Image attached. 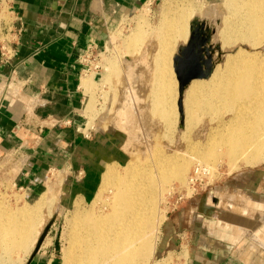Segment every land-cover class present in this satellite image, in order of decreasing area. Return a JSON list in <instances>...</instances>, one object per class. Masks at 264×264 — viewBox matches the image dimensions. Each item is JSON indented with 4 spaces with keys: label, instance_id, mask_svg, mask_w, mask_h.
<instances>
[{
    "label": "rangeland",
    "instance_id": "1",
    "mask_svg": "<svg viewBox=\"0 0 264 264\" xmlns=\"http://www.w3.org/2000/svg\"><path fill=\"white\" fill-rule=\"evenodd\" d=\"M236 1L219 0L215 3L210 0L152 1L135 15L119 19L108 32V38L103 48H99L94 41L89 45L94 47L91 57L92 61H95L93 65L99 66V69L92 70L90 74L85 71L83 75L82 87L85 92V101L80 114L81 120L84 121V124L79 128L81 135L87 138L88 142L111 143L107 152H110L114 145L120 149L119 156L117 155L118 159L110 163L117 165L118 171H123V167L129 162L135 163L139 160L135 164V174L149 172L154 175L157 193L163 186L166 187V191L163 192V201L159 204L163 222L153 249L149 252L147 258L149 264H189L192 241L205 235L238 241L239 247H255V250H263L261 244H254V239L264 234V228L262 230L256 228L255 223L259 221V218H256L253 211H251L250 219L253 223H249L251 225L246 224L247 228L240 230L236 227L245 226L239 221L243 216V207L239 204L243 203L245 194L254 195L253 193L256 191L261 192L257 201L264 203V156L249 157L245 155L243 157L242 153L249 146L232 155L227 147L218 145L214 148L217 156L209 163V169L203 167L206 168L205 172L207 173L194 178V170L200 166V162H210L201 152H209L213 149L211 144H219L222 142L221 140H224L223 135L227 132L228 125L233 119L240 116V104L235 103L234 108L229 109L222 102L215 101L218 104L215 109H195L194 114L191 113V124L188 127L186 124L188 112L184 103L187 92L183 98L181 114L179 82L174 70V60L178 55L179 48L188 43L191 36V24L196 19L206 21L210 27L217 30L216 35L213 36V42L221 45V49L225 53L223 61L217 64L222 68L227 55L238 52V49L252 52L248 50V48L250 49L249 44L242 41L232 49L224 48V44L219 38L221 32L228 26L238 27L236 30L239 31L247 30L242 24V15L234 11ZM240 1L250 2L249 0ZM184 3L185 6L192 5L190 8L193 7L188 22L189 38L186 42L179 39L173 48L171 69L175 78L174 88L177 93V104L173 116L169 115V118H166L165 113L157 111L152 103L154 87L152 80L158 73L157 69L163 67L155 63L157 55L161 52V36L163 34V30L159 29V26L167 14L177 13L178 9L184 8L185 6L182 7ZM175 8L178 10L177 12L173 10ZM7 19L9 22L10 19ZM141 35L142 37L139 39ZM216 53L218 54V52ZM126 93H129L130 97ZM172 99L173 96L169 97L168 101ZM169 106L166 109L173 110L172 105ZM132 107L135 109L134 111ZM128 114L131 119L129 116V118L127 117ZM124 118L130 119L127 120L128 126L125 127L121 125L123 121H126ZM182 121L183 127L180 128ZM119 128L121 131H118ZM126 129L127 131H125ZM122 131L129 133L130 139ZM134 150H138L137 153ZM131 151H134L135 154ZM175 154L180 156L172 164L173 168L168 167L166 172L167 177L171 180L168 183H160L164 180L158 174L159 169L165 167L168 164L167 159ZM146 156L149 158L141 161ZM16 161H8L5 165L0 164V211L8 212L9 215L17 213L19 209H23L27 205L25 196L19 192L14 181L15 174L22 169L25 162L18 161V159ZM186 162L189 166L183 174L182 180L176 175H178L180 165ZM93 167L92 159L86 154L85 162L79 160V162H72L65 167L61 166L50 170L44 180L43 194L49 191L47 197L50 200H54V197L55 200H60L52 202L48 198L49 203L46 200L47 203L43 206L45 208H42L40 213L38 221L40 224L37 228L35 227V234L31 235L30 239L33 240L34 237L37 239L38 236L39 240L37 231H41L39 233L41 236L48 222L56 216L43 247L55 245L59 264H62V257L65 264H76L78 261L79 242L76 234L79 218L83 212L91 211L94 208L96 202L92 199L101 186V175L105 170L104 168L100 172L99 169L95 173ZM94 175L98 176V179L92 186V194L88 196L89 177ZM192 178L195 179L193 182H191ZM113 189L114 187H111L109 191ZM146 191L148 190L146 189ZM153 194L149 192L145 196V202L149 206L154 200ZM85 201L87 203H84ZM101 203L98 202L95 208L102 207ZM35 204L29 205L25 210ZM242 230L243 233H241ZM5 245L0 236V255H3L4 262L15 256H25L32 250L34 251L36 247L35 245L31 248L30 245L29 250H14L3 254L2 250Z\"/></svg>",
    "mask_w": 264,
    "mask_h": 264
},
{
    "label": "crops",
    "instance_id": "2",
    "mask_svg": "<svg viewBox=\"0 0 264 264\" xmlns=\"http://www.w3.org/2000/svg\"><path fill=\"white\" fill-rule=\"evenodd\" d=\"M152 1L157 0H0V164L25 162L14 181L27 205L17 213L40 199L50 170L85 162L88 154L97 173L118 159L121 150L115 145L107 152L111 143L88 142L79 131L85 101L80 59L92 41L103 48L119 19L135 15ZM3 47L10 53L7 59L1 56ZM97 179L89 177L88 196ZM253 194H245L239 204V221L245 226L238 230L253 223L251 211L262 223L257 219L256 228H264V203L257 201L262 193ZM30 219L34 228L38 226L36 215ZM254 240L262 251L200 236L190 245L189 264H264V234ZM37 242L33 239L31 248ZM32 253L6 262L0 255V264H59L55 245L42 246L33 258Z\"/></svg>",
    "mask_w": 264,
    "mask_h": 264
},
{
    "label": "bare ground",
    "instance_id": "3",
    "mask_svg": "<svg viewBox=\"0 0 264 264\" xmlns=\"http://www.w3.org/2000/svg\"><path fill=\"white\" fill-rule=\"evenodd\" d=\"M249 1V3H245L237 0V4L234 6V11L242 15V24L247 30L239 31L236 30L238 27L228 26L221 32L219 38L223 42L224 48L232 49L242 41L249 44L250 49L248 48V50L252 52L238 49V52L227 55L223 68L217 65L213 75L208 80H194L185 91L187 95L184 103L188 112V119L186 120L188 127L191 124V113L194 114L195 109H215L218 105L215 101L222 102L229 109H233L235 103L240 104V116L230 122L227 132L223 135L224 140H221L222 142L219 144H211L213 149L209 152H201L210 161L208 163L200 162L202 167H210L209 163L217 156L214 148L218 145L227 147L232 155L249 146L242 153L243 157L245 155L249 157L264 156V0ZM184 6L185 3L182 7ZM190 7L177 8L179 11L176 8L173 9L178 12L167 14L160 24L161 26H159V29L163 30V34L161 36V52L157 55V62L155 63L163 67L157 69L156 72L158 73L155 74L152 80L154 83L152 103L157 111L165 113L166 118H169V115L173 116L177 104V93L174 88L175 78L171 69V59L173 57L171 58V56L175 43L179 39L186 42L189 38L188 22L193 9V7ZM182 9L184 10L182 11ZM193 12L195 13V11ZM141 37L142 35L139 39ZM131 95L133 96V94ZM171 96H173V99L168 101ZM128 97L130 96L128 95ZM169 105H172L173 110L166 109L170 107ZM127 120L123 121L121 125L128 126ZM182 127L183 122L180 125V128ZM128 135L129 133L127 134L129 138ZM131 143L129 144L131 145ZM130 145L129 147H131ZM134 151L131 152L134 153ZM137 151L135 152L137 153ZM179 156L175 154V156L169 157L167 159L168 164L165 167L161 166L162 168L159 169L158 174L161 175L164 182L160 183H168L171 180L167 177L166 172L168 167L173 168L172 164ZM148 158L149 156H146L141 161ZM132 162L123 167V171H118L117 165L109 164L103 172L101 186L93 198V201L96 202L94 208L91 211L83 212L79 218L80 222L77 225L76 234L79 242L76 264H149L147 258L149 252L153 249L159 228L163 222L159 204L163 201V192L166 191V187L163 186L161 190L159 189L160 192L157 193L156 177L149 172L135 174V164L137 162ZM188 166V162L181 164L176 176L183 180L182 176H184L183 174ZM111 187H114V189L109 191ZM149 192L154 193L151 206L145 202V196ZM48 193L49 191L40 197L32 207L31 213L24 210L21 213H11L9 215L8 212L0 211V236L6 244L2 250L3 254L14 250H29L31 245L30 236L35 234L37 228V226L34 228L35 222L30 218H35L36 215L38 223L43 206L50 200L47 197ZM98 202H102V207L95 208ZM39 233L41 231H37L40 237ZM35 240L38 241V236L37 239L34 237Z\"/></svg>",
    "mask_w": 264,
    "mask_h": 264
},
{
    "label": "water",
    "instance_id": "4",
    "mask_svg": "<svg viewBox=\"0 0 264 264\" xmlns=\"http://www.w3.org/2000/svg\"><path fill=\"white\" fill-rule=\"evenodd\" d=\"M216 32L217 30L210 27L206 21L196 19L191 24V36L188 43L179 48L178 55L174 60V69L179 82V109L181 114L183 97L189 85L194 80H208L213 75L217 64L223 61L225 53L221 49V45L213 42V36L216 35ZM55 217L46 225L31 258L35 257L41 250Z\"/></svg>",
    "mask_w": 264,
    "mask_h": 264
},
{
    "label": "built area",
    "instance_id": "5",
    "mask_svg": "<svg viewBox=\"0 0 264 264\" xmlns=\"http://www.w3.org/2000/svg\"><path fill=\"white\" fill-rule=\"evenodd\" d=\"M93 51H94V47L93 46H89V48L86 50V52L84 53V55L81 57L80 61L82 63V65L85 67V71L90 74L92 72V70L97 71L99 69V66H94L91 57L93 56ZM10 53L6 50V48H2L1 49V56L4 59L8 58V55ZM205 172V169L201 166H197L194 170V178L196 177H200L202 176ZM192 178L191 182H193L195 179Z\"/></svg>",
    "mask_w": 264,
    "mask_h": 264
}]
</instances>
